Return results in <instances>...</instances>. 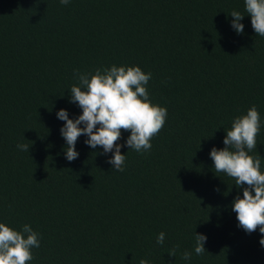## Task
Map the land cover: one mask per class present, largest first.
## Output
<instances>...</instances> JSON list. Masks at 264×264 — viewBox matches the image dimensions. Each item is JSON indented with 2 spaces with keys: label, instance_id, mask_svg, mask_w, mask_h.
<instances>
[{
  "label": "trees",
  "instance_id": "16d2710c",
  "mask_svg": "<svg viewBox=\"0 0 264 264\" xmlns=\"http://www.w3.org/2000/svg\"><path fill=\"white\" fill-rule=\"evenodd\" d=\"M233 11L245 15L242 34ZM113 64L151 72L150 99L168 110L147 153L122 130V172L85 135L68 161L57 118L82 114L69 102L77 73ZM253 105L250 154L264 172V37L245 0H0V222L41 234L27 264H264L259 229L247 233L232 211L242 189L210 157Z\"/></svg>",
  "mask_w": 264,
  "mask_h": 264
},
{
  "label": "clouds",
  "instance_id": "9594fccd",
  "mask_svg": "<svg viewBox=\"0 0 264 264\" xmlns=\"http://www.w3.org/2000/svg\"><path fill=\"white\" fill-rule=\"evenodd\" d=\"M67 5L70 0H60ZM245 10L251 16L255 33L264 37V0H245ZM232 28L238 33L244 32L241 21L245 15L233 11ZM78 85L70 89V103H77L82 114L69 118L66 109H60L57 118L66 123L61 128V135L66 141L65 155L68 161L79 157L76 143L81 135L87 136L85 143L92 149L102 146L104 154L113 153L107 161L117 171H124L126 155L118 144L122 130L130 131L126 140L130 150L147 153L151 150V139L165 125L168 110L159 104H153L147 88L152 73H145L140 66H117L96 68L92 73H77ZM83 125V126H81ZM261 129V117L253 105L245 115L237 116L232 121L230 130H226L223 141L225 147H213L210 157L216 172L225 173L235 179V186L242 189L232 204V211L237 214L238 226L251 234L259 229L262 234L260 244L264 246V172L261 170V156L250 153L257 147L256 137ZM21 151H29L28 144H17ZM247 185V187H245ZM42 236L25 224L15 230L0 222V264H27L33 260L32 249L39 248ZM195 254L205 253L207 236L195 235ZM165 233L157 236V243L163 245ZM179 245L168 254L176 257ZM192 253L184 251L182 259L190 260ZM139 264H149L141 259Z\"/></svg>",
  "mask_w": 264,
  "mask_h": 264
}]
</instances>
